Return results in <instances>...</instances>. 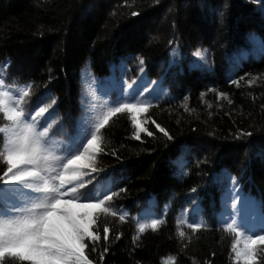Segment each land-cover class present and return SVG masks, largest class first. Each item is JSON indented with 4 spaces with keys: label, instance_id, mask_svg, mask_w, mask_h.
I'll list each match as a JSON object with an SVG mask.
<instances>
[{
    "label": "trees",
    "instance_id": "trees-1",
    "mask_svg": "<svg viewBox=\"0 0 264 264\" xmlns=\"http://www.w3.org/2000/svg\"><path fill=\"white\" fill-rule=\"evenodd\" d=\"M250 35L264 40V0H0V64L10 62L6 82H32L26 112L50 90L41 103L55 99L57 134H71L86 109L105 103L100 91L106 85L113 100L122 86L156 89L144 93L152 107L138 118L153 137L141 133L136 140L127 113L102 130L106 153L98 166L114 190L126 189L111 204L128 218H106L107 244L101 218L97 251H88L95 264H165L169 257L174 264H242L231 248L235 234L218 225L214 213L230 183L225 172L253 202L257 223L264 213V48ZM198 49L207 51L206 63L197 62ZM240 77L239 86L230 82ZM252 78L256 82L247 84ZM219 92L228 99H217ZM241 130L252 135L233 139ZM113 149L116 156L108 154ZM184 161L187 175L180 174ZM4 167L0 163V171ZM194 187L207 221L197 233L177 224L182 210L193 207L186 198ZM148 210L164 223L139 233L137 221ZM179 230L191 240L180 238ZM255 247L256 264H264V245Z\"/></svg>",
    "mask_w": 264,
    "mask_h": 264
},
{
    "label": "snow or ice",
    "instance_id": "snow-or-ice-1",
    "mask_svg": "<svg viewBox=\"0 0 264 264\" xmlns=\"http://www.w3.org/2000/svg\"><path fill=\"white\" fill-rule=\"evenodd\" d=\"M248 39L264 48V40L259 37L250 35ZM194 55L197 62L206 63V50L198 49ZM143 63L140 59L141 71ZM9 65V61L0 64V116L6 121L0 125V163L5 165L0 171V264H5L6 260L12 264L16 261L20 264H95L88 251H97L101 240V218L105 219L102 232L106 244L110 233L106 218L118 217L120 222L128 218L126 211L117 210L111 204L126 189L114 190V182L107 173L102 175L98 166L99 156L106 153L102 130L112 118L127 113L130 114L136 140H141V133L153 137L154 132L143 127L138 120V113L147 112L152 107L150 100L142 97L144 93L151 96L156 89L150 92L142 85L122 86L115 100L110 98L112 93H104L105 103L86 109L85 115L73 125L71 134H57L53 131L55 99L41 103L51 98L50 90L45 88L36 98L35 107L26 112L25 104L29 102L32 82L13 80L7 83L6 68ZM242 79L230 82L239 86ZM255 82L256 78L246 81L249 85ZM124 87L128 88L127 93ZM220 98L228 99V96L219 92L217 99ZM185 111H189L187 106ZM152 123L164 137L173 139L159 123L155 120ZM251 135V132L241 130L233 135V139L241 140ZM64 136L67 139H63ZM108 154L117 155L115 149ZM186 163L184 161L181 166L182 175H187L183 171ZM224 176L230 183L221 196V211L214 216L218 225L236 236L231 245L235 260L242 264H256L255 246L264 245V213L257 223L256 214H250L253 202L242 194L237 178L227 172ZM196 195L197 189H190L186 199L193 207L190 212L183 209V219L177 220L178 225L186 224L192 233L207 227L203 209L194 199ZM153 216L148 210L137 221L139 233L146 228L155 231L164 223L163 218ZM121 235L117 233L116 240ZM178 235L191 240L183 230H179ZM107 251L108 248L104 247L99 253L100 260ZM174 261L175 257H169L165 264H174Z\"/></svg>",
    "mask_w": 264,
    "mask_h": 264
},
{
    "label": "rangeland",
    "instance_id": "rangeland-1",
    "mask_svg": "<svg viewBox=\"0 0 264 264\" xmlns=\"http://www.w3.org/2000/svg\"><path fill=\"white\" fill-rule=\"evenodd\" d=\"M106 2H107V1H106ZM95 11H96V13H98V10H97V9H95ZM127 91H128V88H125V89H124V92L127 93ZM142 98H143V97H142ZM138 118H139V113H138ZM138 120H139V119H138Z\"/></svg>",
    "mask_w": 264,
    "mask_h": 264
}]
</instances>
